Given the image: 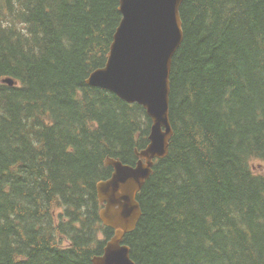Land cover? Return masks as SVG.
<instances>
[{"label": "trees", "instance_id": "obj_1", "mask_svg": "<svg viewBox=\"0 0 264 264\" xmlns=\"http://www.w3.org/2000/svg\"><path fill=\"white\" fill-rule=\"evenodd\" d=\"M119 6L0 0V264H92L113 236L96 186L107 158L135 165L152 127L140 105L86 84ZM181 16L174 137L124 243L136 264H264V0H184Z\"/></svg>", "mask_w": 264, "mask_h": 264}, {"label": "water", "instance_id": "obj_2", "mask_svg": "<svg viewBox=\"0 0 264 264\" xmlns=\"http://www.w3.org/2000/svg\"><path fill=\"white\" fill-rule=\"evenodd\" d=\"M184 0H120L122 20L105 66L86 80L92 88L110 91L128 104L143 107L152 121L149 144L135 150V165L107 158L113 172L96 186L102 206L101 223L113 231L102 255L92 264H136L131 247L124 244L143 216L138 194L150 180L155 162L164 160L174 137L171 120L172 68L185 34L181 16ZM4 84L15 86L12 79Z\"/></svg>", "mask_w": 264, "mask_h": 264}, {"label": "rangeland", "instance_id": "obj_3", "mask_svg": "<svg viewBox=\"0 0 264 264\" xmlns=\"http://www.w3.org/2000/svg\"><path fill=\"white\" fill-rule=\"evenodd\" d=\"M258 163H255L253 166H256V171L259 173L264 174V161H257Z\"/></svg>", "mask_w": 264, "mask_h": 264}]
</instances>
